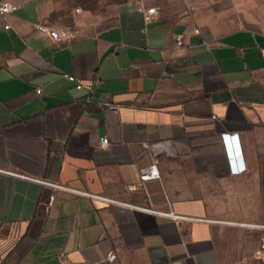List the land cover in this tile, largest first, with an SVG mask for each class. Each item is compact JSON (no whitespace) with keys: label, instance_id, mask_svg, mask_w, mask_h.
Segmentation results:
<instances>
[{"label":"crops","instance_id":"crops-1","mask_svg":"<svg viewBox=\"0 0 264 264\" xmlns=\"http://www.w3.org/2000/svg\"><path fill=\"white\" fill-rule=\"evenodd\" d=\"M11 1L0 169L89 194L0 170V264H225L228 223L210 205L238 189L264 202V30L240 0ZM156 155L160 177L141 180Z\"/></svg>","mask_w":264,"mask_h":264},{"label":"rangeland","instance_id":"rangeland-1","mask_svg":"<svg viewBox=\"0 0 264 264\" xmlns=\"http://www.w3.org/2000/svg\"><path fill=\"white\" fill-rule=\"evenodd\" d=\"M240 14L246 21L252 23L255 29L264 30V0H240ZM204 190V189H203ZM219 197L224 189H211ZM239 195L231 199L236 202L212 203L214 216L223 219L226 225V255L225 264H264V202L245 203L252 197L242 196L243 189H238ZM264 192V189H254L253 192ZM263 199L264 197H253ZM221 199V198H219Z\"/></svg>","mask_w":264,"mask_h":264},{"label":"built area","instance_id":"built-area-1","mask_svg":"<svg viewBox=\"0 0 264 264\" xmlns=\"http://www.w3.org/2000/svg\"><path fill=\"white\" fill-rule=\"evenodd\" d=\"M18 8V5L15 4L13 1L11 0H0V20H6L8 18V16L13 12L15 11L16 9ZM139 10L143 13V16H144V21L146 23H149L151 22L154 18H155V15L157 14V9L156 7H148V8H145L143 6H140L139 7ZM6 28L9 27V25H5ZM40 29H47L45 28L44 26H41L39 25L38 26ZM49 35L52 37V38H55L57 40H62V35L60 34V32L57 30V29H52V28H49ZM74 35L70 34L69 35V38L70 37H73ZM183 43V40L179 39V44H182ZM260 52H261V55L264 57V47H262L260 49ZM68 78L70 81L72 82H75L76 83V87L77 88H82L83 87V83L79 80L76 79V77L74 75H68ZM90 90H92V87H90ZM38 93L41 92L40 89L37 90ZM234 134H225L224 137L228 143V145L230 146L231 148V151H232V157L229 159V166H230V170L231 172L233 173H240V172H243L245 169H246V164L243 160V156L240 154V149H239V146H238V141L236 139L235 136H232ZM109 138L108 137H103L100 141V144L101 146H106L109 144ZM233 142V144H232ZM235 148V151H234V148ZM158 163H159V158L158 156L156 155L155 156V159H154V162L147 168L143 169L142 172H141V180H146V179H151V178H158L160 177V171L158 169ZM1 172L3 173H6V174H9V175H14V176H18V177H22V178H25V179H29V180H34V181H37V182H40V183H43V184H47V185H51L55 188H60V189H69V190H73L75 192H78V193H83V194H89V193H86L84 191H81V190H78V189H71V188H68L64 185H59L57 183H53L51 181H47V180H44V179H39V178H35V177H32L30 175H27L25 173H21V172H16V171H9V170H6V169H0ZM133 188H136V186H133ZM95 197H98V198H102V199H106L108 201H111V202H119L115 199H110V198H106V197H102V196H99V195H94ZM55 198L54 195L51 196V201H53ZM150 211H155L153 209H149ZM169 215H172L174 218H187V216H182V215H176V214H173V213H167ZM61 261H62V264H69V261L68 259H66V257L64 256H61Z\"/></svg>","mask_w":264,"mask_h":264},{"label":"clouds","instance_id":"clouds-1","mask_svg":"<svg viewBox=\"0 0 264 264\" xmlns=\"http://www.w3.org/2000/svg\"><path fill=\"white\" fill-rule=\"evenodd\" d=\"M232 136H235L237 141H238V143L241 144V141H240V138H239L238 134H234ZM225 149H226L227 158H228V161H229V159L232 157V151H231V148L228 145L226 139H225Z\"/></svg>","mask_w":264,"mask_h":264}]
</instances>
